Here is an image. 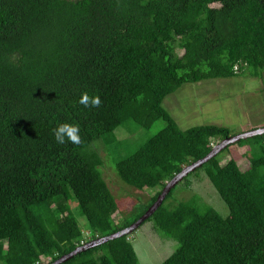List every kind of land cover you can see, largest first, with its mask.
<instances>
[{
  "label": "trees",
  "instance_id": "1",
  "mask_svg": "<svg viewBox=\"0 0 264 264\" xmlns=\"http://www.w3.org/2000/svg\"><path fill=\"white\" fill-rule=\"evenodd\" d=\"M244 68L264 83V0H0V264H50L141 217L231 136L215 124L180 129L164 98ZM84 92L101 105L79 104ZM158 120L164 128L115 163L125 184L157 191L116 222L92 145L127 121ZM61 123L78 124L82 142L58 144ZM240 142L247 168L219 153L183 179L204 170L227 216L197 196L170 202L173 187L146 220L177 242L163 264H264V134ZM127 237L61 264H140Z\"/></svg>",
  "mask_w": 264,
  "mask_h": 264
},
{
  "label": "rangeland",
  "instance_id": "2",
  "mask_svg": "<svg viewBox=\"0 0 264 264\" xmlns=\"http://www.w3.org/2000/svg\"><path fill=\"white\" fill-rule=\"evenodd\" d=\"M248 71V68H244L234 77L185 83L167 95L162 105L182 130L215 124L227 127L231 135H238L264 127V83L260 78L250 76ZM164 126L165 122L162 120L147 127L127 121L110 134L109 138L105 137L93 143L92 146H95L102 159L100 169L103 178L118 205L113 215L116 222L124 216H130L139 203L148 201L157 189L141 191L125 184L116 173L115 163L121 157L134 152ZM246 145L240 141L230 144L220 153L221 163L233 158L242 169L247 168L249 151L244 147ZM194 196L199 198V203L212 206L222 216L228 215L227 205L204 170H199L175 186L169 200L177 204ZM70 204L74 205L72 202ZM154 228L152 221H146L127 237L140 264H163L164 259L176 248L175 240L159 235Z\"/></svg>",
  "mask_w": 264,
  "mask_h": 264
},
{
  "label": "water",
  "instance_id": "3",
  "mask_svg": "<svg viewBox=\"0 0 264 264\" xmlns=\"http://www.w3.org/2000/svg\"><path fill=\"white\" fill-rule=\"evenodd\" d=\"M263 134H264V127H260L257 129H252V130L243 132L238 135H231L229 137L224 138L223 140H220L218 143H216L212 147V149L204 157L184 166L178 174H176L170 181H168L167 184L162 188L161 192L157 196L154 203L136 221L131 223L129 226L122 228L112 234L89 240L81 244L80 246H77L71 252L60 256L59 258H57L50 264H61L81 252H85L91 248L104 244L110 240H114V239H117L123 236H129L130 234L135 232L143 224V222L146 221L159 208V206L162 204V202L164 201L169 191L173 187H175L178 183H180L186 176H188L190 173L202 167L203 164H205L210 159L217 156L224 149H226L230 144L237 143L240 140H245L247 138H252L254 136L263 135Z\"/></svg>",
  "mask_w": 264,
  "mask_h": 264
},
{
  "label": "clouds",
  "instance_id": "4",
  "mask_svg": "<svg viewBox=\"0 0 264 264\" xmlns=\"http://www.w3.org/2000/svg\"><path fill=\"white\" fill-rule=\"evenodd\" d=\"M79 104L85 108H96L101 105V98L99 95H89L87 92L81 94ZM54 139L58 144H64L66 141L73 144H80V128L76 123H61L53 130ZM85 243V242H84Z\"/></svg>",
  "mask_w": 264,
  "mask_h": 264
}]
</instances>
